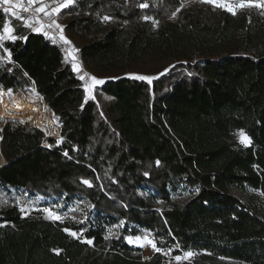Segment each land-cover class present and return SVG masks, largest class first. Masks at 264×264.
<instances>
[{"label": "trees", "instance_id": "1", "mask_svg": "<svg viewBox=\"0 0 264 264\" xmlns=\"http://www.w3.org/2000/svg\"><path fill=\"white\" fill-rule=\"evenodd\" d=\"M182 2L76 0L61 11L83 64L107 80L105 111L58 42L14 23L16 40L0 45V109L6 92L33 87L61 135L19 120L0 127V187L85 200L96 216L78 225L0 210V264H169L128 243L142 228L159 248L194 253L177 264H264V207L231 193L264 196V13ZM8 22L0 8V35ZM138 72L157 78L127 76ZM241 131L250 145L235 139ZM187 190V202L173 201Z\"/></svg>", "mask_w": 264, "mask_h": 264}, {"label": "rangeland", "instance_id": "2", "mask_svg": "<svg viewBox=\"0 0 264 264\" xmlns=\"http://www.w3.org/2000/svg\"><path fill=\"white\" fill-rule=\"evenodd\" d=\"M182 1H183L182 6L179 10H181L182 8L194 7V6H197V4L208 3V2H204V0H182ZM15 2H16V0H14L13 5H9L12 8V10L16 12L15 16L12 15L11 11H6V10H3L1 8L2 6H4L3 3H1L3 5H0V8L4 12H6L8 15L9 22L5 27H11L13 29V32L11 33V35H13L15 37V39H16L17 35H15V29L13 27L14 23L17 24L18 26L26 28L28 31H31V29L38 31V30H42V26L44 25V24H42V20L47 21L46 19L50 20L52 18V16L51 17H49V16L44 17L40 14V12L35 11L36 7L39 8L41 6V0H37V3H35L34 5H31V6L27 5V0H23V3L25 4V6L28 7V9H29L28 11H21L20 9L15 8V6H14ZM64 2H65V0H42V3L46 4L49 10L53 7L55 8L58 5L63 4ZM73 2H76V0H73ZM226 2L235 6V5L240 3V0H226ZM258 2L264 3V0H258ZM208 4H210L211 6H213L216 9L224 10L223 8L215 6L212 3H208ZM254 8H257V9L260 8L262 10V12L264 13V8H261V7H254ZM241 9L242 8H236V12H238ZM61 19L64 21L62 15H60V21H61ZM0 36L5 37L4 39H0V45L3 44V42L6 40H15V39H8L7 34H5L4 32H2ZM62 47L63 48L65 47L64 56H65L66 61L69 64H71V66L73 67V70L80 77V79L82 76L84 77L82 79V81H83V86H84L85 92L87 94V99L92 100V101L94 100L97 103L99 109H101L102 111H105V107L109 103V101L112 100V97L109 95L107 96L105 94H102L100 91V87L107 80L100 78V77L92 74L90 71L87 70V68L83 64L82 60L80 59L79 49L76 47L75 44H73V42L69 46H66V45L63 46L62 45ZM127 76L134 78L135 76H148V75L138 72V73H128ZM92 77H95L97 80L102 81V83H98V84L95 83L91 79ZM149 77H152L153 79H155V78H157V75H155V76L153 75V76H149ZM153 79H152L151 83L153 82ZM19 90H17V91H19ZM27 90H29V89H27ZM22 91H25V90H22ZM6 94H9L11 96L10 101H7L10 105H7V107H13V106L15 107L14 97L12 96V92H6ZM23 107L26 110L31 109V105L28 102H25L23 104ZM0 110H2V109H0ZM56 119L57 120L54 121L53 124L45 123L44 127L40 128V129H42L48 136L49 135L55 136L59 140L60 139L59 134L61 131L60 132L58 131V126H60V128H61V125H59V118H57V116H56ZM18 120H13V121H18ZM19 121H21V120H19ZM23 123H28V122H23ZM28 124H31L32 126H34L32 123H28ZM7 126H16V125L10 123ZM0 127L4 128L6 126L0 125ZM22 127H26V126H22ZM45 133H43V134H45ZM240 133L241 132H237L234 134L235 139L239 143H240V139H241L240 135H239ZM247 137L249 138V136H247ZM250 141H251V139H250ZM250 144H248V145H250ZM241 145L245 146L244 144H241ZM231 193H233L236 197H238L239 199H241L245 203L255 202L256 205H259L262 208L264 207V196H262L259 192L253 191L250 188H247L245 190L232 189ZM190 196H191L190 191L187 190L183 194H174L172 196V198H173L174 202L185 203V202H187V200L190 199ZM14 206L18 207L19 209L23 208L24 211H22V214L24 216H27V217L39 216V217H43L44 219H47L50 221L51 220L59 221L61 223L69 222V223H76L78 225H82V224H86L88 222L89 216H90V219H92V220H94L95 216H96L94 213H91L92 212L91 204L85 200L74 201V202L66 201L65 202V201H62L61 199H51L50 201H45L40 197L29 195L21 189L19 190L16 188H2V187H0V210H3V209L8 208V207H14ZM160 207H162V205H160ZM45 209L51 210L52 213H54L56 216H59L60 218L54 219V218L50 217L48 212L44 211ZM108 230L109 231H108L107 237L108 238H112V237L116 238L121 233H123L125 231V226L121 222V223H118L116 225H113ZM71 233H75L76 235H73V236H75L76 238H80V239L83 238V232L82 233L71 232ZM138 237L140 238L139 240H137ZM146 239L155 241L156 246L159 249V251L153 249V247L146 242ZM130 240L132 242H129ZM127 241L131 245L143 248L144 249V255L146 257H150V256L154 255L155 253L162 252V254L165 256V258L168 260L169 264H177V263L182 262V261H188L189 262V261L193 260V256H194L193 252H191V253H193L192 256L186 257V258H185V253H182V254L178 255V256L182 257V259L178 262L176 260L177 256L173 254V250L167 251L166 249L159 248L158 242L163 243L164 241L162 239L157 240L154 233L147 230V229L142 228L137 237L127 236Z\"/></svg>", "mask_w": 264, "mask_h": 264}, {"label": "snow or ice", "instance_id": "3", "mask_svg": "<svg viewBox=\"0 0 264 264\" xmlns=\"http://www.w3.org/2000/svg\"><path fill=\"white\" fill-rule=\"evenodd\" d=\"M72 2H73V0H65V2L63 4L58 5L57 7L53 8L51 12H49V11H46L47 5H43L42 0H41V7L36 8L35 11L40 12V13H44L45 15L51 17L53 15V13H59V11L62 7H67ZM204 2L212 3L215 6L221 7L224 10L231 12L233 15L236 14V8H244V7H261V8H264V3H260V2H258V0H240V3L235 5V6L227 3L226 0H204ZM0 3H3L5 5H13L14 0H0ZM35 3H37V0H27L28 6L34 5ZM14 6H15V8L20 9L21 11H28L29 10L28 7H26L25 4L23 3V0H16ZM140 7H148V5L141 4ZM5 10L11 11L12 15H14V16L16 15V12L13 11L11 7L7 8ZM105 19L107 20V19H109V17H105ZM145 19H148V17H145ZM154 23H158V22L154 21ZM53 24H55V21H53ZM49 26H52V25H49ZM55 27L60 28V25L55 24ZM3 32L5 34H7L8 39H15V37L13 35H11V33L13 32V29L11 27H5L3 29ZM4 38H5L4 36H0V39H4ZM83 78L84 77L82 76L81 79H83ZM134 78L140 79V80H145V81H148L149 83H151V81L153 79L152 77H149V76H135ZM91 79L97 84L102 83V81L97 80L95 77H92ZM239 135L241 138L240 139L241 144H244L245 146H247L248 144L251 143L250 139L246 136L245 133H243V131H241V133ZM65 155H67V153H65ZM157 163H159V162H157ZM83 182L85 184H89V186H91L89 181L85 180ZM21 211H24V209L22 208ZM44 211L48 212L49 216L54 218V219L60 218L59 216H56L54 213H52L51 210H49V209H45ZM72 235H76V234L72 233ZM139 239L140 238L138 237L137 240H139ZM88 242L91 243V241H88ZM129 242H132V241L130 240ZM146 242L148 244H150L153 247V249L159 251V249L156 246L155 241L146 239ZM192 255H193V253H191V252L185 253V258L190 257ZM181 259H182V257H180V256L176 257V260L178 262Z\"/></svg>", "mask_w": 264, "mask_h": 264}, {"label": "bare ground", "instance_id": "4", "mask_svg": "<svg viewBox=\"0 0 264 264\" xmlns=\"http://www.w3.org/2000/svg\"><path fill=\"white\" fill-rule=\"evenodd\" d=\"M12 96L14 97L15 107H7L0 110V117H5L6 119H8V121H6V123L1 124V126L6 125L8 122H17L10 120L19 119L23 122L32 123L34 125L32 127L40 129L44 127L45 123L53 124L54 121L57 120L55 113L49 108V106L44 103L42 97L35 92L34 88L25 91L19 90L17 91V93H12ZM25 102L30 103V110H26L23 107V104ZM58 131H61L60 126H58ZM0 155L3 159V164L0 165L1 167L7 164V160L5 159V157L2 156L1 149Z\"/></svg>", "mask_w": 264, "mask_h": 264}, {"label": "crops", "instance_id": "5", "mask_svg": "<svg viewBox=\"0 0 264 264\" xmlns=\"http://www.w3.org/2000/svg\"><path fill=\"white\" fill-rule=\"evenodd\" d=\"M74 2H72L70 5H72ZM0 5H3L0 3ZM43 5H46V4H43ZM69 5V6H70ZM67 6V7H69ZM10 6L9 5H5L2 6L1 8L3 10L9 8ZM41 7V6H40ZM38 8V7H36ZM54 8V7H53ZM51 8L50 10L48 9V7L46 8V11H49L51 12L52 9ZM64 8L66 7H62L59 11V13H53L52 15V18L50 20L46 19L47 21H43L42 20V24H44L42 26V30H38V31H35L33 29H31L30 32H34V33H37V34H43V35H47L49 38H51L52 40L58 42L61 46H69L71 45V40L69 39V37L67 36V34H65V30H64V21L61 19L60 21V13H61V10H63ZM42 16L46 17L47 15H45L44 13H40ZM41 20V19H40ZM53 21H55V24H58L60 25V28H57L55 27V24H53ZM49 25H52V26H49ZM17 38V37H16ZM16 40V39H15ZM67 41V42H66ZM64 51H65V47L63 48Z\"/></svg>", "mask_w": 264, "mask_h": 264}, {"label": "water", "instance_id": "6", "mask_svg": "<svg viewBox=\"0 0 264 264\" xmlns=\"http://www.w3.org/2000/svg\"><path fill=\"white\" fill-rule=\"evenodd\" d=\"M26 127H27V126H26ZM4 128H5V127H4ZM27 128H29V127H27ZM30 129H33V128H30ZM60 135H61V133H60ZM60 135H59V136H60ZM45 136H46V137H49V136H50V137H52L53 139H57L55 136H51V135H49V136H48V135H45ZM0 140H1V139H0ZM0 143H1V142H0ZM7 165H8V162H7V164H5L4 166H1V167H0V170H3L4 167H6Z\"/></svg>", "mask_w": 264, "mask_h": 264}]
</instances>
